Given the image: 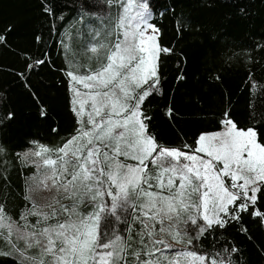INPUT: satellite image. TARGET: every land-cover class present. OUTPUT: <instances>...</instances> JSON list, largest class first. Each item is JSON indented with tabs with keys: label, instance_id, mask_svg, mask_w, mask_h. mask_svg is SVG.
I'll list each match as a JSON object with an SVG mask.
<instances>
[{
	"label": "snow or ice",
	"instance_id": "snow-or-ice-1",
	"mask_svg": "<svg viewBox=\"0 0 264 264\" xmlns=\"http://www.w3.org/2000/svg\"><path fill=\"white\" fill-rule=\"evenodd\" d=\"M107 2L117 13L103 39L93 33L96 42L87 51L95 66L67 72L73 133L55 147L29 141L32 147L15 154L34 171L18 216L0 202V258L15 264H237L234 245L212 254L200 250L199 241L233 222L246 232L242 213L264 222L257 207L264 197V141L258 129L239 127L226 111L219 128L200 133L194 144H162L144 105L163 93L162 58L173 50L160 44L147 0ZM39 106L46 118L47 108ZM167 114L173 115L170 107ZM14 118L10 110L0 113V126ZM6 153L0 144L3 179Z\"/></svg>",
	"mask_w": 264,
	"mask_h": 264
},
{
	"label": "trees",
	"instance_id": "trees-1",
	"mask_svg": "<svg viewBox=\"0 0 264 264\" xmlns=\"http://www.w3.org/2000/svg\"><path fill=\"white\" fill-rule=\"evenodd\" d=\"M147 2L160 44L173 50L162 58L163 93L144 105L159 141L172 147L194 144L200 133L219 128L226 111L239 127L258 129L264 141V0ZM116 13L107 0H0V113L15 114L0 126L8 161L0 202L14 217L25 208V182L34 171L15 154L32 147L29 141L55 147L73 133L67 72L95 66L87 48L96 42L95 31L103 39L111 30ZM40 104L47 108L46 118L39 114ZM257 207L264 211V197ZM241 215L246 232L236 222L214 229L200 238V250L215 254L234 245L237 264H264V222ZM0 264L15 261L0 258Z\"/></svg>",
	"mask_w": 264,
	"mask_h": 264
},
{
	"label": "rangeland",
	"instance_id": "rangeland-1",
	"mask_svg": "<svg viewBox=\"0 0 264 264\" xmlns=\"http://www.w3.org/2000/svg\"><path fill=\"white\" fill-rule=\"evenodd\" d=\"M43 195H44V196H50L51 193H47V192H45V193H43ZM169 242L171 243V241H169ZM174 247H175L176 249H179V248H181L182 246L179 245V244H176V245H174Z\"/></svg>",
	"mask_w": 264,
	"mask_h": 264
}]
</instances>
